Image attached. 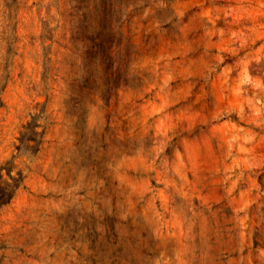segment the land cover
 I'll list each match as a JSON object with an SVG mask.
<instances>
[{
  "label": "rangeland",
  "instance_id": "rangeland-1",
  "mask_svg": "<svg viewBox=\"0 0 264 264\" xmlns=\"http://www.w3.org/2000/svg\"><path fill=\"white\" fill-rule=\"evenodd\" d=\"M0 97V264H264V0H0Z\"/></svg>",
  "mask_w": 264,
  "mask_h": 264
},
{
  "label": "trees",
  "instance_id": "trees-1",
  "mask_svg": "<svg viewBox=\"0 0 264 264\" xmlns=\"http://www.w3.org/2000/svg\"><path fill=\"white\" fill-rule=\"evenodd\" d=\"M2 99L0 97V105H2ZM12 169L7 170V178L2 179L0 185L3 186L0 188V207L11 200L14 196L15 191L21 185L24 178L22 170H17L16 174H11Z\"/></svg>",
  "mask_w": 264,
  "mask_h": 264
}]
</instances>
